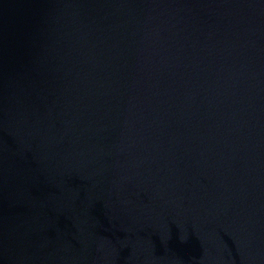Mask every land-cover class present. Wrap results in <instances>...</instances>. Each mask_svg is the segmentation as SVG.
Instances as JSON below:
<instances>
[{
  "label": "water",
  "instance_id": "95a60500",
  "mask_svg": "<svg viewBox=\"0 0 264 264\" xmlns=\"http://www.w3.org/2000/svg\"><path fill=\"white\" fill-rule=\"evenodd\" d=\"M0 264H264V0H0Z\"/></svg>",
  "mask_w": 264,
  "mask_h": 264
}]
</instances>
